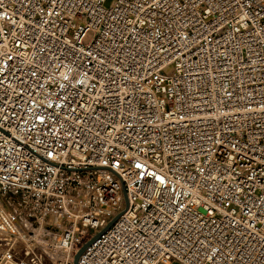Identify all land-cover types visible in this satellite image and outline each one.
Listing matches in <instances>:
<instances>
[{
  "label": "built area",
  "instance_id": "built-area-1",
  "mask_svg": "<svg viewBox=\"0 0 264 264\" xmlns=\"http://www.w3.org/2000/svg\"><path fill=\"white\" fill-rule=\"evenodd\" d=\"M118 213L78 264H264V0H0V264Z\"/></svg>",
  "mask_w": 264,
  "mask_h": 264
},
{
  "label": "water",
  "instance_id": "water-1",
  "mask_svg": "<svg viewBox=\"0 0 264 264\" xmlns=\"http://www.w3.org/2000/svg\"><path fill=\"white\" fill-rule=\"evenodd\" d=\"M127 204H128V199L126 200ZM121 213H118L117 215H115L110 222L98 233H96L91 239H89L88 241H86L81 247L80 249L76 252L75 257H74V264H78V259L79 256L81 254V252L90 244L92 243L100 234L101 232H103L104 230H106L120 215Z\"/></svg>",
  "mask_w": 264,
  "mask_h": 264
},
{
  "label": "rangeland",
  "instance_id": "rangeland-1",
  "mask_svg": "<svg viewBox=\"0 0 264 264\" xmlns=\"http://www.w3.org/2000/svg\"><path fill=\"white\" fill-rule=\"evenodd\" d=\"M166 264H181V263L177 260H172L171 262L166 263Z\"/></svg>",
  "mask_w": 264,
  "mask_h": 264
}]
</instances>
